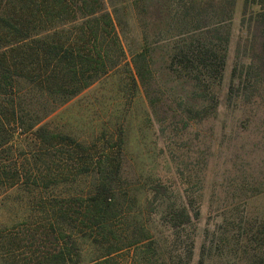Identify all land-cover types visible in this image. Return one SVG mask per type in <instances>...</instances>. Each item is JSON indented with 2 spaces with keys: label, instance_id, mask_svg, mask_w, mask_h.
Wrapping results in <instances>:
<instances>
[{
  "label": "trees",
  "instance_id": "16d2710c",
  "mask_svg": "<svg viewBox=\"0 0 264 264\" xmlns=\"http://www.w3.org/2000/svg\"><path fill=\"white\" fill-rule=\"evenodd\" d=\"M134 1L141 12L154 11L158 23L151 42L143 24L141 45L126 63L132 65L134 85L146 84L153 73L152 54L159 52L166 75L188 88L178 98L182 112L189 119L213 114L235 0ZM249 5L255 6L257 35L246 36L249 61L231 73L242 83L247 102L261 99L264 88V0H244L240 22L247 33ZM124 62L104 0H0V192H25L39 213L34 221L7 229L0 239V264H191L193 236L185 243L179 239L181 221L176 220L192 225L199 207L191 209L184 200L168 204L169 239L160 243L148 222L126 221V203L133 199L115 185L120 156L105 146L94 156L85 143L46 122L59 106ZM233 87L228 86L229 95ZM193 96L197 103L190 102ZM69 162L79 172H65ZM91 166L97 169L92 177L80 175ZM79 178L90 187L49 191L52 184L66 186ZM155 189L159 193L167 186L158 182ZM239 220L225 222L210 237L205 232L197 264L211 254L221 259L233 254L230 264H264V221Z\"/></svg>",
  "mask_w": 264,
  "mask_h": 264
},
{
  "label": "rangeland",
  "instance_id": "374dc122",
  "mask_svg": "<svg viewBox=\"0 0 264 264\" xmlns=\"http://www.w3.org/2000/svg\"><path fill=\"white\" fill-rule=\"evenodd\" d=\"M104 1L121 39L125 62L59 106L46 122L85 143L94 156L100 155L104 146L111 148L112 155L120 156L122 169L115 185L126 188L129 199H133V203H126V221L148 222L160 243L169 239L165 224L170 217L168 204L184 200L191 209L199 207L192 225H180L185 219L176 220L181 221L176 230L179 239L184 242L193 236L191 264H197L206 231L210 237L212 232L221 231L225 222L239 224L236 221L240 218L264 221V88L259 91L261 99L252 97L247 102L242 83L231 74L233 67L238 69L249 61L245 40L251 39V33L257 35L252 12L255 6L247 7V33L240 22L244 0H235L223 78L214 87L218 105L211 115L189 119L178 99L188 88L175 81L170 72L166 75L161 53L152 54L153 73L146 77L145 85H134L132 65L126 66L141 45L143 24L150 32V42L154 40L151 36L158 28L155 12H141L134 0ZM230 84L234 89L229 95ZM67 164L70 168L65 172H79L71 162ZM96 170L91 166L80 175L92 177ZM80 178L66 186L52 184L49 191L89 188ZM158 182L167 189L158 193ZM35 206L23 191H1L0 239L16 223L34 221L39 214ZM233 258V254L224 259L211 254L203 264H230Z\"/></svg>",
  "mask_w": 264,
  "mask_h": 264
}]
</instances>
